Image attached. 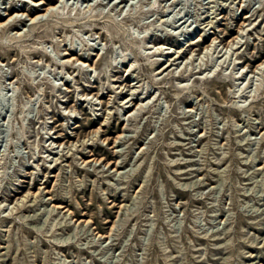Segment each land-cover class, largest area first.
I'll return each instance as SVG.
<instances>
[{"label":"rangeland","instance_id":"rangeland-1","mask_svg":"<svg viewBox=\"0 0 264 264\" xmlns=\"http://www.w3.org/2000/svg\"><path fill=\"white\" fill-rule=\"evenodd\" d=\"M263 61L264 0H0V264H264Z\"/></svg>","mask_w":264,"mask_h":264},{"label":"bare ground","instance_id":"bare-ground-1","mask_svg":"<svg viewBox=\"0 0 264 264\" xmlns=\"http://www.w3.org/2000/svg\"><path fill=\"white\" fill-rule=\"evenodd\" d=\"M45 5V3L44 2H40V3H38V4H36V6H38V8H40V7H42V6H44ZM56 9V7H53V8H50V9H48V10H46V12H45V14L43 15V14H37L34 18H31L30 19V22H31V24L32 25H35V24H37L38 22H39V20L42 18H45V17H47V16H49L51 13H53V11ZM40 10L41 11H44L43 9H41L40 8ZM11 20V19H10ZM10 20L7 22V23H5L4 25H3V27L4 26H6L9 22H10ZM12 22V21H11ZM245 29H242L239 33H238V36L233 40V42H231V43H229L228 44V46L227 47H224L225 48V50H227L228 48L229 49H232L233 47H234V45H236L237 46V44H239L240 42H241V38L243 37V34L242 35H240L243 31H244ZM239 37H241V38H239ZM241 45V44H240ZM211 46L212 45H209L208 47H206L205 48V50H204V53H206L207 54V51L208 50H210L211 49ZM163 47H161V49H162ZM164 48H166V47H164ZM213 48V47H212ZM235 49H237L236 47H235ZM160 50V49H159ZM164 50V49H163ZM209 52V51H208ZM203 53V54H204ZM71 58H74V57H71ZM70 61V60H69ZM77 61L78 62H80V59L78 58L77 59ZM71 62V61H70ZM242 71V70H241ZM261 71V73L264 71V61L262 62V63H260L255 69H254V71L252 72V73H258V72H260ZM241 75H243V74H241ZM258 75V74H257ZM264 75V74H263ZM263 78V77H262ZM243 98V97H242ZM143 102V101H142ZM132 104L133 105V108H132V110L131 111H129V116L130 117H133V116H135V110H137V111H139V110H141L142 109V107H143V103L141 104V105H138L139 106V108L137 107L135 110H133L135 107H136V105H134V100L133 99H131L127 104ZM144 108V107H143ZM121 138V137H120ZM119 138V139H120Z\"/></svg>","mask_w":264,"mask_h":264}]
</instances>
